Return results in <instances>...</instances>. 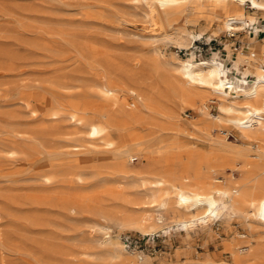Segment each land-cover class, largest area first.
Returning a JSON list of instances; mask_svg holds the SVG:
<instances>
[{"label": "rangeland", "instance_id": "374dc122", "mask_svg": "<svg viewBox=\"0 0 264 264\" xmlns=\"http://www.w3.org/2000/svg\"><path fill=\"white\" fill-rule=\"evenodd\" d=\"M192 1L175 11L149 0H0V264H93L89 260L92 250L99 264H191L210 258L218 263L232 261L236 239L251 230L241 210L227 208L203 228H180L175 221L181 215L176 210L175 188L167 185L160 190L149 182H135L134 175L144 169L143 159L125 167L129 176L123 182L108 179L117 165L102 156L94 160L97 172L91 167L92 172L87 171L80 182L62 172L52 182L41 175L52 163L59 166L70 160L66 152L81 128L75 118L65 116L71 109L69 103L82 92L95 90L97 77L108 71L113 78L124 80L128 101L136 100L130 90H141L166 108H180L186 100L187 107L179 113L180 130L187 131L192 120L202 126L189 131L198 137L196 144L181 133L184 147L219 152L218 132L202 128L208 123L201 115L199 100L174 94L170 81L176 82L175 65L189 57L215 58L219 51L226 67L231 54L238 65L244 66L247 57L262 67L264 64L254 62L250 54L255 51V40L264 48V34L251 39L248 36L255 35L251 26L238 28L236 38L244 41L241 49L245 55L241 57V50L231 46L233 39L227 36L224 20L215 17L205 0ZM202 28L204 32L198 35ZM186 32L197 36L181 46L174 37ZM198 39L207 42L205 49L195 45ZM92 45L106 50L113 62L93 59ZM225 72L239 75L238 69ZM181 85L212 96L206 88L185 80ZM153 87L164 90L166 96ZM29 93L50 102L56 116L35 119ZM209 105L210 112L217 114L216 103ZM57 124L62 125L61 133L51 136L48 131ZM166 124L169 130L160 138L173 143L180 133L172 120ZM146 126L139 130L140 135L151 134ZM225 128L230 130L229 142L242 143L233 136L237 135L235 129ZM153 145H157L155 141ZM234 173L240 177L245 171ZM185 189L192 191L190 186ZM163 200L168 202L166 208L159 205ZM160 213L164 220L157 223L151 219V231L141 227L144 217ZM128 237L145 240L126 247ZM113 238H119L122 253L113 257L107 250L99 252L97 246Z\"/></svg>", "mask_w": 264, "mask_h": 264}, {"label": "bare ground", "instance_id": "6f19581e", "mask_svg": "<svg viewBox=\"0 0 264 264\" xmlns=\"http://www.w3.org/2000/svg\"><path fill=\"white\" fill-rule=\"evenodd\" d=\"M149 1L160 8L178 11L190 0ZM205 2L212 7L215 17L221 22L224 20L227 31L230 29L240 31L238 28L251 26L250 32L255 35L248 36L249 38L264 34L262 25L264 0H205ZM247 3H251L256 12H249L246 7H242ZM255 24H258L257 28ZM204 30L202 28L198 35ZM196 36L195 33L186 32L174 39L184 46L192 42ZM186 41L188 44H185ZM254 42L255 51L251 52L250 56L254 58V62L264 64L263 45L258 40ZM89 47L93 59L112 61V56L106 50L93 45ZM238 55L242 57L245 53L241 49ZM231 57L228 67L219 51L216 57L211 59L197 60L189 57L175 65L176 82L170 81L174 94L177 93L179 97H186L189 100H199L201 115L208 123L202 128L217 131V138L221 139L216 146L218 153H206L200 151L198 147L189 149L184 147L181 133L185 135L186 140L196 144L198 137L189 131L202 126H198L195 120H192L186 129L188 132L180 130L182 123L179 113L181 109L187 107L186 100L184 106L180 108H166L162 104H156L151 95L141 90H130L131 96L136 100L128 101L125 99L128 89L123 85L124 80L113 78L112 73L108 71L105 75H97L95 90L84 91L69 103L71 109L66 111L65 116L69 119L75 118V124L81 128L80 136L74 143L72 142L71 150L66 152L70 160L59 166L52 163L51 168L41 175L46 182H52L53 178L62 172L64 176L68 175V178L71 176L80 182L84 180L87 171L93 170H89L91 167H95L94 170L97 172V167L93 165L94 160L102 156L117 165L108 179L123 182L122 179L129 176L125 167L135 165L143 159L144 169L134 175L135 182H149L151 186L160 190L167 185L175 188L176 210L181 214L175 221L180 228L188 231L194 225L206 227L221 217L227 208H239L249 222L250 234H241L240 238L236 239L232 261L218 263L210 258L195 260L191 264H264V65L256 66L252 60L250 62L245 57L243 61L246 63L241 66L236 63L235 56L231 54ZM227 68L230 71L238 69L239 75L234 77L226 73ZM182 80L206 88L212 96L199 95L182 88ZM153 90L162 97L166 96L165 91L160 88L153 87ZM44 99L29 93L28 103L33 114L35 113V119L51 120L57 111ZM211 102L216 103L217 114L210 112ZM192 108L196 107L192 105ZM169 120L174 122V129L180 134H177L173 143H164L160 137L169 130L166 124ZM145 126L150 129L151 134L140 135L139 130ZM225 126L237 131V135L233 136L241 139V144L228 141L230 130ZM61 127L62 125L57 124L48 132L51 136L58 135L61 133ZM154 141L156 146L153 145ZM236 171L245 173L238 177L234 173ZM185 186H190L192 191L189 193ZM166 200L160 202V207H167ZM154 218L159 223L164 220V215L160 213L144 217L140 222L141 227L147 232L151 231L154 224L150 220ZM97 249L99 252L107 250L113 257H118L122 253L119 238H113L106 245L101 243ZM92 251L89 260L94 262L93 264H99L95 257L96 251Z\"/></svg>", "mask_w": 264, "mask_h": 264}, {"label": "built area", "instance_id": "2783aa9c", "mask_svg": "<svg viewBox=\"0 0 264 264\" xmlns=\"http://www.w3.org/2000/svg\"><path fill=\"white\" fill-rule=\"evenodd\" d=\"M247 8L248 9H254V7L251 5V3H247ZM240 31L238 30H228L227 31V36L228 38H232L233 41L231 43V46L233 47V49L235 51H239L241 50V48L243 47V43L244 41L242 40H239L236 38L237 34L239 33ZM195 45L198 47V49H205V46L207 45V42H204V41H200L199 39L195 41ZM212 50H213V47H211ZM214 48H217V47H214ZM211 50V52H212ZM248 51V50H246ZM202 54V53H201ZM264 68V66H263ZM145 240V238H142V239H139V238H134V237H128L126 238V241H125V246L126 247H132V245H136V244H142L143 241Z\"/></svg>", "mask_w": 264, "mask_h": 264}]
</instances>
